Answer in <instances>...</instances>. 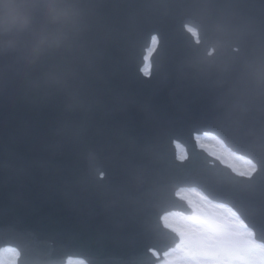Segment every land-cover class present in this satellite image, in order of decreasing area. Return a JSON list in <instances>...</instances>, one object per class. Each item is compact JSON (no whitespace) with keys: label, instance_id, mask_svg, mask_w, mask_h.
Instances as JSON below:
<instances>
[{"label":"water","instance_id":"1","mask_svg":"<svg viewBox=\"0 0 264 264\" xmlns=\"http://www.w3.org/2000/svg\"><path fill=\"white\" fill-rule=\"evenodd\" d=\"M69 2L60 23L37 17L0 47V247L18 264L159 263L148 249L179 240L158 218L186 211L179 186L230 205L264 242V0ZM204 131L257 172L209 166L193 142Z\"/></svg>","mask_w":264,"mask_h":264},{"label":"rangeland","instance_id":"2","mask_svg":"<svg viewBox=\"0 0 264 264\" xmlns=\"http://www.w3.org/2000/svg\"><path fill=\"white\" fill-rule=\"evenodd\" d=\"M147 69L148 66L143 72L147 73ZM196 142L236 174L248 175L254 169L243 159L225 151L213 137L202 136ZM184 152L177 146L179 159L186 156ZM176 196L186 200L196 215L190 222L175 213L163 217V224L181 235L178 246L166 255V264H188L192 258L203 264H264V245L253 240L251 232L229 208L213 204L193 190L180 189ZM16 255L15 250L5 247L0 251V264H15ZM67 264L83 262L74 260Z\"/></svg>","mask_w":264,"mask_h":264},{"label":"clouds","instance_id":"3","mask_svg":"<svg viewBox=\"0 0 264 264\" xmlns=\"http://www.w3.org/2000/svg\"><path fill=\"white\" fill-rule=\"evenodd\" d=\"M69 0H0V47L27 29L37 17L57 24L70 16ZM188 264H203L192 258Z\"/></svg>","mask_w":264,"mask_h":264}]
</instances>
